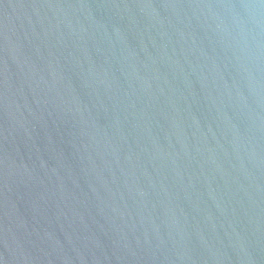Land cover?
Masks as SVG:
<instances>
[{"label":"water","instance_id":"95a60500","mask_svg":"<svg viewBox=\"0 0 264 264\" xmlns=\"http://www.w3.org/2000/svg\"><path fill=\"white\" fill-rule=\"evenodd\" d=\"M0 264H264V0H0Z\"/></svg>","mask_w":264,"mask_h":264}]
</instances>
